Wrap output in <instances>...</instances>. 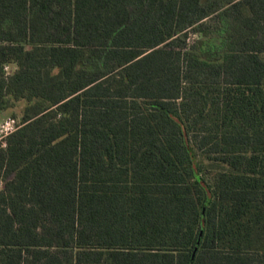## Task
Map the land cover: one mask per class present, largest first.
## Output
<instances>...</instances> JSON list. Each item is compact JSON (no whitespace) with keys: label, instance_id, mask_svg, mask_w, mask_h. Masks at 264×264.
<instances>
[{"label":"trees","instance_id":"obj_1","mask_svg":"<svg viewBox=\"0 0 264 264\" xmlns=\"http://www.w3.org/2000/svg\"><path fill=\"white\" fill-rule=\"evenodd\" d=\"M0 112V264H264V0H0Z\"/></svg>","mask_w":264,"mask_h":264},{"label":"built area","instance_id":"obj_2","mask_svg":"<svg viewBox=\"0 0 264 264\" xmlns=\"http://www.w3.org/2000/svg\"><path fill=\"white\" fill-rule=\"evenodd\" d=\"M9 67H6L8 70ZM20 127V121L16 118H7L0 124V140L4 139L2 142V147H6L5 139L14 133Z\"/></svg>","mask_w":264,"mask_h":264},{"label":"rangeland","instance_id":"obj_3","mask_svg":"<svg viewBox=\"0 0 264 264\" xmlns=\"http://www.w3.org/2000/svg\"><path fill=\"white\" fill-rule=\"evenodd\" d=\"M13 70H14V67H9L7 71L10 73V72H13ZM7 118H13V117L10 114H7L5 112H0V124ZM16 119L20 121V118L17 117ZM3 141L4 139L0 140V144H2ZM1 187H2V184L0 183V189Z\"/></svg>","mask_w":264,"mask_h":264}]
</instances>
